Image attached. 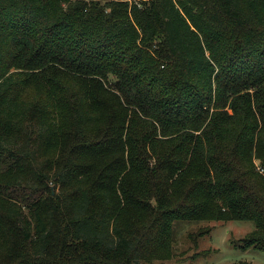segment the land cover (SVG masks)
<instances>
[{"label": "trees", "instance_id": "16d2710c", "mask_svg": "<svg viewBox=\"0 0 264 264\" xmlns=\"http://www.w3.org/2000/svg\"><path fill=\"white\" fill-rule=\"evenodd\" d=\"M231 221L264 252V0H0V264Z\"/></svg>", "mask_w": 264, "mask_h": 264}, {"label": "rangeland", "instance_id": "374dc122", "mask_svg": "<svg viewBox=\"0 0 264 264\" xmlns=\"http://www.w3.org/2000/svg\"><path fill=\"white\" fill-rule=\"evenodd\" d=\"M255 229L252 222L182 223L170 257L151 264H264V252L245 248L243 239Z\"/></svg>", "mask_w": 264, "mask_h": 264}, {"label": "water", "instance_id": "95a60500", "mask_svg": "<svg viewBox=\"0 0 264 264\" xmlns=\"http://www.w3.org/2000/svg\"><path fill=\"white\" fill-rule=\"evenodd\" d=\"M52 189L54 190V187H52Z\"/></svg>", "mask_w": 264, "mask_h": 264}]
</instances>
